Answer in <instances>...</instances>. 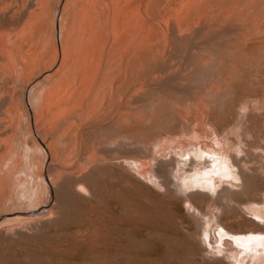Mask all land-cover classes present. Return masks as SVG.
Wrapping results in <instances>:
<instances>
[{"label": "rangeland", "instance_id": "obj_1", "mask_svg": "<svg viewBox=\"0 0 264 264\" xmlns=\"http://www.w3.org/2000/svg\"><path fill=\"white\" fill-rule=\"evenodd\" d=\"M14 1L18 2V7L20 6V8L17 7L18 10L15 8L17 13L20 14V17H18V15H16L17 18L15 17V14H17L16 12L14 14L10 13L8 15L7 13H4V15H7L5 22L7 21L8 17L11 18L9 19L10 21L8 20L9 22L7 21L9 24L5 23V28H2L5 25H0V31H3L8 35L7 37L10 42H15L16 40H18L16 41L17 43L21 42L22 40V42H28L27 34H25L27 31L22 29V24L17 23H19L18 21L22 23L24 16L27 15V13L24 15V13L21 12L25 11L24 9H28L26 5H29L28 3L30 0H28L29 2L26 0V2L23 3L22 1L25 0H19L21 1L20 4L19 1L13 0V3ZM47 1V11L50 14L51 23L54 22V35L50 43L51 46L54 45V47H56V57L58 56L56 61L50 66V69L49 67V70L47 68H41L40 71L33 73L29 79L26 80H21L20 74L22 73L17 72V79L15 83L13 81V83H11V80H8L10 76L9 78L7 77L9 75V70L7 68L5 69V65L1 64L3 61L0 60V64L3 66V70L1 69L2 66H0V81H2L3 78H6L5 83H8L5 85L3 83L4 80L2 83H0L2 85H0V152L3 155L5 154V152L3 153V143L8 144L14 149V151H20L21 147L17 142L21 135L15 131L17 128H20L21 132L23 131L22 135H24V132L27 131L29 134V143H31V141L41 140L42 144H44L42 147L45 149V156L43 158H38L36 161L43 168L44 172L49 171V174L47 173L48 176L45 172V178L47 180V184L50 187H48L50 191L49 195H43V197H41L40 203L42 204L34 208H13V206H6V203H3V200V202H0V264H226L225 260H218L217 258L215 259L213 254L205 252L202 246L197 243L199 241L197 236L201 232V229H198V227L202 228L203 220L206 218L203 215L208 212L206 214L210 215L211 218L214 219V216H216L218 219L225 222V224H228V226L232 227L233 230L238 231V229H240L239 231H242L247 228L248 223L245 221V218L250 216L240 210L235 200L225 198L219 201L218 204L212 202L209 203V205H204L201 197H198V195H194V197H192L193 195L188 196L187 198V194L179 193L175 187V177H169V180H173V182L164 177L166 178L165 180L169 181L167 184L168 186L166 187L165 185L164 187L153 185V187L151 182L149 183L147 181L149 183L148 184L146 181L138 179L135 171H133L134 173H131L132 169L129 170V175L127 173L128 169L126 172L125 169L123 168V170L121 167L124 164V158H129V160H137L138 165H140L139 163L144 164L145 162L144 165H149V167L151 166V170L155 168V163L159 162L162 157L164 159L162 161L169 160L170 157H173L175 152H177L175 145V147H173V151H171V149H165L163 152L161 151L162 153H157L155 151L156 153L153 155V157H150L148 156L149 154L144 147L145 141L151 139H153L152 141H155V135L158 137L159 134H166V131L167 133L168 131L169 133L174 132V136L179 135L182 127H184L182 124L185 123L187 124L185 125V127H187L186 130L188 131V134H190L193 130V127L199 125L202 122L201 118L198 116V110H200L202 107L207 108L209 115L208 118L210 120L209 122L220 132H233V135L231 136L233 142L236 140L235 142H238L237 145L239 144L237 148L240 147L242 149L240 157L243 155V157L249 162H253V165L256 161H259L256 162L257 165H261L262 162L264 164V55H261V53L255 50H250L248 53V59L246 61H244L243 58H240L237 63V69L234 71V73H232L230 80L225 81L221 79L220 75H218V72L221 71L222 68H217L222 67L221 65L223 63H227L225 62L227 61V53L225 52V47L228 46L227 41H234L231 37V34H227L226 31H223L222 33H225V35L222 33V35L219 34L218 37L220 38H216L217 41H215L217 43H215V45H218V43H223L224 41L226 44L224 42L223 44L218 45V47H215L214 51L212 52L215 60L213 59V61L210 62L205 61L204 63H198L194 66L195 69H193L191 73L193 74L194 72L195 77L194 74L191 75L189 73L190 81L188 79L186 88L184 90L185 96H189L191 93L195 94L196 91L203 93L204 90H208V87L213 83V79L215 78L217 83H219L218 85H220L218 90L219 93L215 94L209 102L203 103V105L201 104L202 107H200L201 105L199 104L197 106H191L190 102V116H187L189 118H187L189 124L186 118H180L173 112V104H160L158 108L160 111L159 114L162 116L160 115L150 123H139L136 125L137 127L135 126L133 128L134 131L132 135L133 137L135 136L134 140L136 139L138 143H144V145L141 143L143 146H141L140 143L137 144L136 142L135 143L139 147L135 143L132 144L131 142V145H127L125 143H123L124 145H118L120 144L119 139L121 138L117 133H119V131H121L123 128H121L122 125L120 122H109L111 116L108 114L109 103L107 98H105L104 105V103L98 100L92 93L91 99L87 100L89 102L85 100V104H82L83 106L81 105L82 107H78V105L75 103L73 104V99H70L71 104H69V106L67 105L65 110H60L59 107L61 108V106L58 107L55 105L60 103L59 101L63 98L60 94L61 91L59 88H57L59 93L54 89L56 93H54V95L52 94V99L50 98L51 91L53 90H51L49 93H46L47 97H45L46 94L44 95V93L46 92V89L48 91L53 86V84H55V80L50 79V77L53 73H55L60 65L59 61H61V57H59L58 49L64 50V40L68 34L71 35L72 41H74V39L76 40L75 46L71 45V48L69 49V58L71 59L68 60L71 62L75 59L77 61L78 58V60H83V57L84 59L87 57L86 59L90 60L91 56L93 55L96 56V59L99 57L102 63L100 64L98 79L99 81L102 80V78L105 76V59L108 56V52H105L107 51L108 47L106 49L104 48V52L98 49L99 53L95 52V54H92V52L88 51L83 44H80L79 33L81 31V34L83 35L86 30V32L88 31L87 34H91L90 31L96 26V21H98L96 23L97 25L101 23V26H103L102 28L105 30L107 28L108 31H111L115 20L114 11H116V7L117 9L120 8V6L122 7L124 0H119L116 5V0H112L113 4L110 3L111 0H97L100 4L98 7L102 13L99 19L98 16L95 15L97 9L92 3L94 0H53L54 3L51 0ZM179 1L180 0H170V2L169 0L155 1V18L157 26H161L158 24L164 23L161 21V18H163V21L164 19L166 20L167 17L170 19V17L166 16L164 12H169L168 15L173 14L172 12L174 11L172 10L175 9L177 2ZM227 2L228 1L226 0H220L218 1V4L220 7H222L223 4H226ZM23 4L24 8L22 7ZM111 4L114 6H111ZM173 5L175 6L170 9ZM253 5H264V0H255ZM105 6L107 7L105 8ZM84 7L85 10L83 11ZM21 8L23 10H20ZM168 8L170 11L167 10ZM71 9H73V11ZM28 10L26 12H28ZM87 11H89V14ZM112 13L114 15H112ZM21 14H23V17ZM87 14V19H85ZM164 14L166 18L162 17ZM252 15L255 16L256 14ZM18 18L23 20H19ZM79 19L81 21H79ZM13 20H16V22ZM118 20H121V18H118ZM57 21L58 25L61 24V29L64 33L63 39L61 37L59 40L56 39V37L58 38V32H56ZM74 22L76 23V26ZM88 23L90 24V28L88 27ZM2 24H4V22ZM15 24L17 25L16 27H14ZM13 27L14 32L12 31ZM78 27H81L82 29L80 28V30ZM87 28H89L90 31ZM252 29H254L253 25L250 27V31L253 32ZM65 30L67 31V34ZM93 30L95 32L97 28H94ZM16 31L21 36L20 37L18 35V37H16L17 39L15 38V36H17ZM22 33L25 35H22ZM252 34L259 37L261 36V34H256L254 32ZM195 39L190 42V45L193 46L191 48L194 49V51L198 52H194L193 50L192 52H189V56L186 55L185 57L187 61L191 57L201 56L200 54L207 55L212 50V46L205 41L207 37L197 38L198 40ZM106 40H108L107 37ZM260 40H264V38H260ZM259 41L257 40L256 42ZM198 42H200V44H205L200 45ZM109 44L112 45V41H110ZM177 45H179V47ZM177 45L174 49V53L181 54L183 52V48L181 47L184 46L181 43H178ZM197 45L201 46L199 47L202 48V52H200L201 49ZM83 48H85V52H82L84 50ZM74 51H76V53ZM114 52L115 50L112 49V51H109V55H113ZM57 59H59V61H57ZM220 60L222 62L217 64V62ZM212 64L214 67H212ZM210 65L212 66L208 67ZM223 66H225V64ZM19 67L20 65L18 66V70L20 69ZM4 71L6 72L4 73ZM214 72H216V74ZM2 76L6 77L2 78ZM18 79L20 81H18ZM202 87L203 90H201ZM191 89L196 90L194 92ZM189 90L193 92L188 93L190 92ZM55 94L58 97L55 98ZM179 96L181 95L178 94L176 98L178 99ZM48 98L51 101H54L53 103L56 102L53 104L49 101L52 106L58 109H56L57 112L55 109H46L52 107H46V105L48 106L49 104ZM58 98L59 101L57 103V100L55 99ZM181 98H179L180 101ZM92 103L95 104V106ZM11 104H13L12 106L17 105L14 107V109L18 108L17 110L21 113L19 117H16V119L18 118L16 121L12 113H9ZM91 104L94 106L93 110L90 112V116L88 114L86 118L84 116L86 112L85 110ZM70 106L72 107L69 108ZM104 106L105 115L103 108ZM67 109L71 110H68V112ZM46 112H49L48 118L50 119L45 118ZM43 114L46 121H50V126L53 125L51 127L53 130L50 132L45 131L44 133L37 134L35 131H31V126H33V124L37 121L38 117L39 119L41 118V115L42 120H40L43 121ZM21 116H23V120ZM53 116L55 118L57 117V120ZM107 116H109V118ZM51 117H53L55 120L52 118V121ZM12 118L13 121L16 122L17 126H12ZM19 118H21V120ZM104 119L107 122L104 121ZM166 122L168 124H165ZM148 124L149 126L151 125L150 128ZM153 124L159 127L156 128ZM142 125H147L148 127H146L148 129H151L152 126H154L156 129L153 127L155 130L153 129L147 131V128L145 127V130ZM164 125L166 126L165 128ZM143 131L147 132L144 133ZM142 132L144 134V139L143 136H139L142 135ZM115 140L116 142L114 144ZM244 149H246L245 152ZM143 151L145 153H143ZM164 152L167 153L165 154ZM244 153H247L248 155ZM164 154L165 156H162ZM94 155L99 159L95 158ZM4 156L6 157V155ZM101 156L102 159H105V161H100ZM122 156L125 157L123 158ZM115 157L116 159H114ZM109 158L111 160L109 161L112 163V165H109L110 162L107 161ZM118 159H121L123 162L121 167L118 163ZM114 162L116 164H113ZM251 162L250 164H252ZM184 170V168L183 170L180 169V173L178 174H182ZM78 177H80V179ZM164 178L162 179L164 180ZM258 180L260 182H258ZM258 180H252V182H254L253 185H250L252 182L249 184V181L246 184L250 185H248V187H245V185L237 186L236 189L241 196L237 195L236 199L240 202H245L258 197L259 194L255 193L257 186V189H261L264 192V180L263 185L261 184V179L258 178ZM260 184L262 186H260ZM5 187L7 189L6 184L4 185V188ZM249 187H251L250 189L253 187L254 190L249 189L250 192H248L249 190L245 191V188L248 189ZM261 187H263V189ZM252 195L254 197H252ZM45 200H47L46 204H43ZM193 202L195 203L193 204ZM147 204H149V206ZM195 204H197L199 209L195 207ZM240 215L241 217L243 216V218H240ZM237 216L239 217L238 219ZM133 220L135 221L133 222ZM215 230L216 228L212 226L210 230L212 236ZM191 232H193V234ZM226 245L228 246L230 244ZM207 248L211 250L210 247ZM218 256H220V254H218Z\"/></svg>", "mask_w": 264, "mask_h": 264}, {"label": "bare ground", "instance_id": "obj_2", "mask_svg": "<svg viewBox=\"0 0 264 264\" xmlns=\"http://www.w3.org/2000/svg\"><path fill=\"white\" fill-rule=\"evenodd\" d=\"M118 1L119 0L115 1V5ZM155 1L156 0H124V4L122 5V7L120 6V8L118 9L116 7V11H114L115 20L114 23L112 22L113 26L111 28V31H108L107 28L106 30L102 28L103 26H101V23L97 25L96 23L98 21H96L95 23L96 26L93 25L95 26L94 28H97L95 32L93 30L94 28L92 27L90 31L89 29L90 24L88 23L89 28L87 29L91 32V34H87L88 31L86 32L84 28L85 33L82 35L81 34L82 32L80 31L82 29L81 28L82 26L80 27L81 29L78 27L80 29L79 30L80 44L81 45L83 44L88 51L92 52V54H95V52L99 53L98 49L104 52V48L106 49L108 47L107 51L105 52V53L108 52V56L105 59V76L100 81L98 79V72L100 70V64L102 63V61L100 60L99 57L96 59L95 58L96 56L93 55L91 56L90 60L86 59L87 57L85 59L83 57V60L81 59L78 60L79 59L78 58L77 61L75 59L72 62L68 60L71 59L69 58V49L71 48V45L75 46L76 44V40L74 39V41H72L71 35L68 34L64 40L65 41L64 46L62 45L64 47V50L58 49V54L59 57H61V61H59V59H57V61H59L60 65L58 69L55 71V73H53L52 76L50 77V79L55 80V84H53V86L48 91L47 89L46 92L44 90L45 92L44 95L46 93H49L51 90H53L51 91V98L49 97L50 99H52L53 98L52 94L54 95V93H56L54 89L58 91L57 88H59V90L61 91L60 94L64 99L62 98V100L60 101H59L60 97L58 99H55L57 100V103L58 101L60 102L58 103L59 105L55 104L56 102L53 103L54 101H51L49 98H48L49 99L48 102L50 101L58 107L61 106V108L59 107L60 110L63 109L65 110L66 109L65 107L71 104L70 99H73L72 100L73 104L75 103L78 105V107H82L85 104V100L87 101L91 99L92 93L98 100L103 102L104 105H105V98H107L109 103L108 114L109 116H111L109 122L110 123L113 121H116L117 123L120 122L122 125L121 128H123L121 131H119V133H117L121 138L119 139L120 144L118 145H121L123 143L127 145L128 144L131 145L130 142L132 144H134L135 142L137 144L139 143L141 144L142 142L138 143L136 139L134 140L135 136L133 137L132 135L134 131L133 128L139 123L140 124L150 123L154 121V119L159 117L161 115L159 114L160 111L158 108L160 104L162 103H169L170 105L173 104L174 106L173 107L174 109H172L173 112L176 115H178L180 118L184 117L187 120L188 118L187 116L189 115V107H191L192 105L197 106L198 104L203 105V103L209 102L215 94L219 93L218 90L220 85H218L219 83H217L215 78L213 79V83L211 82L212 84H210V86L208 87V90L207 89L204 90L203 93L196 91L195 94H192L191 92L193 91L195 92L196 89L194 90L191 89L193 91L189 90L190 92H188L191 93V95L185 96L184 90L186 88L188 79L190 81L189 73L191 75L194 74V72L193 74L191 72L193 71V69H195L194 68L195 65H197L198 63H204L205 61L210 62L213 61V59L215 60L212 52L214 51L216 46L218 47V45L223 44L225 42L224 41L223 43L220 44L218 43V45H215V43H217L216 38H220L218 37V35L219 34L222 35L223 31H226L227 34H231V37L233 38L234 41L233 42L232 40L227 41L228 46L225 47V52L227 53L226 56L227 61L224 60L227 63H223L221 65L222 67L217 68V69L222 68L221 71L218 72V75H220L221 79L225 81H229L232 73H234V71L237 69V63L240 60V58H243L244 61H246L248 59L249 56L248 53L250 50H255L261 53V55H264V40H260V38L262 39L264 38V5L254 6L253 4L255 0H226L228 2L226 4H223L222 7H220L218 4V1L220 0H180L179 2H177V5L175 4L177 8L175 7V9L172 10L174 12L171 11L173 13L170 14L172 17L168 15L169 12L168 13H166L167 11L164 12L166 16L170 17V19L168 17L167 19L164 14L162 17H165L166 20L164 19L163 21V18H161L162 19L161 21L164 22L163 24H158L161 26H157L156 23ZM20 2L21 1H19V4ZM23 2H26V0L22 1V3ZM47 3H48L47 0H30V2L28 3L29 5H26V7L29 9V10L27 9L28 12H26L27 11L26 9H24L25 11L21 12L20 10H23L22 8L19 10L21 13H24V15L27 13V15L24 16L23 18L24 20L20 18L21 20H23V22L21 23L20 21L17 20L19 22L17 24H22L21 26L22 29L27 31V33L25 34H27L28 42H26L25 40H24L25 42H22L23 40L19 43L16 42L18 41L16 40L17 39L16 37H18V35L20 36L19 30H18L19 33L16 31L17 36H15L16 38L15 39L16 41L14 40L15 42H10L7 37L8 35L5 32L0 31V60L4 62V63L2 62L1 64L5 65V69L7 68L9 70V75L7 77L9 78L10 76L8 80H11V83L13 82L15 83L17 79L16 78L17 72L22 73L20 74L21 80L29 79V77L33 73L40 71L41 68L48 69L49 67L50 69V66L56 61V58L58 57V56L56 57V53H57V50L55 52L56 47H54V45L51 46L50 43L54 35L53 34L54 22L51 23L50 14L47 11L48 9ZM92 3L95 5L97 9L95 15H97L99 19V17L102 14L100 8L98 7L100 4L97 0H94ZM110 3L113 4L112 0L110 1ZM24 4L22 6L23 8H24ZM112 4L111 6H114ZM175 5H173L172 7L170 6L171 7L170 9H172ZM17 7H18V2L14 1L13 3V0H0V25L2 26L5 25L2 28L6 27L5 23H7V21L11 18L8 17L7 21L5 22L7 15L10 13L12 14H14L15 12L17 13L18 10ZM106 7L107 6H105V8ZM18 8H20V6ZM71 10L73 11V9ZM84 10L85 7L83 11ZM167 10H169V8ZM87 12L89 14V11ZM4 13H7V15H4ZM88 14L86 15L85 19H87ZM252 14H256V15L253 16ZM16 15L20 17L19 16L20 14L18 13L15 14V17ZM112 15L114 14L112 13ZM21 16L23 17V14H21ZM118 18H121V20H118ZM111 19L113 20L112 17ZM79 21L81 20L79 19ZM3 22L4 24H2ZM14 22H16V20ZM252 25L254 26V29H252L253 32L256 34H261L262 37L252 34L253 32L250 31V27ZM16 26L17 25L15 24L14 27ZM14 27L12 30L13 32H14ZM56 32H58V38L56 37V39L59 40V38L61 37L63 39L64 33L61 29V24L58 25V21H57ZM65 32L67 34L66 30ZM23 33L22 35H25ZM223 35H225V33ZM106 37L108 40H106ZM206 37L207 39L205 41L212 46L211 52L208 53L207 55L200 54L201 56L191 57L187 61V59L185 58L186 55L189 56V52H192V50L194 51V49L191 48L193 46L190 45V42L195 38H196L195 40H198L197 38H206ZM255 40L256 41L260 40V41L256 42ZM110 41H112L113 43L112 45L109 44ZM178 43H181L184 46L181 47L183 48V52L181 54L174 53V49ZM198 43L200 44V42ZM177 46L179 47V45ZM85 48H83L84 50L82 52H85ZM112 49H114L115 52L113 55H109V51H112ZM200 49H201L200 52H202V48ZM76 51L74 52L76 53ZM194 52H198V51H194ZM221 62L222 61L220 60L219 62H217V64H220ZM1 64L0 66H2ZM224 64L225 66H223ZM19 65H20L19 67L20 69L18 70ZM212 65L208 67H211ZM212 67H214V65ZM2 68L3 66L1 67V69ZM5 72L6 71H4V73ZM214 73L216 74V72ZM3 77L6 76H2V78ZM3 80L0 81V83L3 82L5 85L8 84L7 82L5 83L6 78H3ZM18 81L20 80L18 79ZM188 83H192V82H188ZM201 90H203V87ZM178 94H180L181 96H179L177 99L176 96ZM45 97H47V94ZM54 97L56 98L58 96H56L55 94ZM179 98H181V101H183L184 103L181 102ZM50 102L49 104H51ZM190 102H191V106H190ZM13 104L10 105L11 108L9 109L10 111L9 113H12L16 121L18 119V118L16 119V117L17 116L19 117L21 113L17 110L18 108L14 109V107H16L17 105L12 106ZM49 104L48 106L46 105V107L52 106V104L51 105ZM92 104L89 105L88 108H86L85 110L86 112L83 111L85 112L84 116L86 118L88 114L90 116V112H92L93 107L95 106V104H93L94 106ZM202 105L200 107H202ZM71 107L72 106H70L69 108ZM103 108L105 115V106ZM46 109L47 110L55 109L56 111L57 108L52 106L51 108H46ZM68 110L70 111L71 109H67V111ZM198 111H199L198 116L201 118L202 122L199 125L193 127V130L190 134H188V131L186 130L187 127H185V125L187 124L185 123L182 124V126L184 127H182V130L180 131L179 135L174 136L175 134L174 132L169 133L168 131L167 133V131L166 132L163 131L166 134H162V135L159 134L158 137H156L155 135L154 137L155 141H152L153 139H151V140H146L147 142L145 141V145L144 143H142L149 154L148 156L150 157H153V155L156 152L162 153L165 149L168 150L171 149V151H173L174 150L173 147L176 146L177 152L174 151L175 152L174 156L170 157L169 160L162 161L164 160L162 157L159 162L155 163L154 165L155 168L153 170H151L152 169L151 166L149 167V165H144L145 162L144 164L139 163L140 165H138L137 160H132V159L129 160V158L128 159L124 158L125 156L124 157L122 156L124 158L123 160L124 164L121 161V159L118 160L121 161L122 163L119 161L118 163L120 167L123 164L121 168L122 169L124 168L125 171L128 169V172L126 171L128 174H129V170L132 169L131 173H134L133 171H135V174L137 175L138 179H142L146 182L148 181L149 183L151 182L152 186L157 185L160 187H164L165 185L166 187L168 186L167 184L169 181L173 182V180H169V177L170 178L175 177L176 178L175 187L179 193L187 194L186 196L187 198L188 196L193 195L192 197H194V195L196 196L198 195V197H201L204 205H209V203L212 202L218 204L219 201L225 198H230L235 200L240 210H242L245 214L247 213L250 216L248 218H245V221H247L248 223L247 228L244 227L245 229L242 231H239L240 229H238V231L233 230L232 227L228 226V224H225V222L221 221L216 216H214L213 219L211 218L210 215L206 214L208 212L205 213L204 211L205 214L203 216H205L206 218L205 220H203L202 228L198 227V229H201V232L197 236L199 238V241L197 240L198 242L197 241L196 242L202 246L205 252H209L213 254L215 259L217 258L218 260L219 259L225 260L226 264H264V192L261 189H257L258 186L256 184L258 183H256L255 185L257 186V188L255 193H258L259 196L257 194L255 195H257L258 197L254 199L250 198L251 200L245 202H240L236 199L237 195L241 196L236 189L237 186L245 185V187H248V185L252 182V180L253 181L254 179L258 180V178L261 179L262 181L261 184L263 185L264 164L262 162L261 165L263 166L257 165L256 162L259 161L255 162L253 160L255 162L254 165L256 164L254 166L253 162L250 161L252 163L250 164V162L246 158H244L243 155L240 157L242 149L240 147L237 148L239 144L237 145L238 142L236 143L235 142L236 140L233 142V139L231 137L233 135V132L231 131L220 132L214 125H212L209 122L210 120L208 118L209 115L207 108L202 107ZM48 114L49 112L48 113L46 112L45 114L46 119L49 117ZM109 116L107 117L109 118ZM39 117L37 121L33 124V126H31V131H35L37 134H39V133H44L45 131L50 132L51 130H53L51 128L53 125L50 126L49 124L50 121H46V119L44 118V114H43V118L45 121L44 120L41 121L42 115L40 118L41 120L39 119ZM53 117H51V120ZM13 118L11 121L12 126H17L16 122L13 121ZM21 118L23 120V116H21ZM21 118L19 119L21 120ZM105 119L104 121H106ZM165 124L168 123L166 122ZM153 125L156 128L159 127V126L157 127L155 124ZM146 126L147 125L143 127L145 128ZM154 126H152L151 129H148L146 127L147 131L153 130L155 128ZM150 127L151 125L149 126V128ZM165 127L166 126L164 125V128ZM15 131L17 133H20L21 135L17 142L21 147L20 151L19 152L14 151V149L11 148L8 144L3 143V153L5 152L4 155H6V157L0 152L1 153L0 154V202L3 200L4 202L3 201L2 202L6 203V206H13V208H19V207L34 208L42 204L40 203L41 197H43V195L46 196L49 195V191H50L48 189L49 185L47 184V180L45 178L46 174L49 171H45L46 172L45 174L43 168L36 161L38 158H43L45 156L44 155L45 149L44 147H42V145L44 144H42L41 140L40 141L35 140L29 143L30 140L28 139L29 134L27 133V131L24 132V135H22L23 131L21 132L20 128L15 129ZM143 132L142 135H139L140 133L138 135L143 136L144 135ZM115 142L116 140L114 141V144ZM142 144L141 146H143ZM245 150L246 149H244V152ZM143 153L145 152L143 151ZM165 154L162 156H165ZM122 157H117V158H122ZM95 158L97 157L95 156ZM114 159H116V157ZM109 160L110 158L107 161ZM100 161H105V159H102L101 156ZM110 163L109 165H112V163L111 164ZM113 164L116 163L114 162ZM183 168L185 170L182 172V174H178L180 173L179 170L180 169L183 170ZM164 177L168 178L169 181L165 180L166 178ZM78 178L80 179V177ZM162 178H164V180ZM248 182L249 184L246 185ZM258 182L260 181L258 180ZM253 183L254 182H252V184L250 185H253ZM5 184L7 185V189L6 187L4 188ZM261 184L260 186H262ZM253 187L252 189H250L251 187H249L248 189L245 188V191H248L249 189L254 190ZM263 187L261 188L263 189ZM250 190L248 192H250ZM252 197L254 196L252 195ZM46 201L47 200H45L43 204H46ZM194 203L195 202H193V204ZM197 204H195V207L199 209L197 207ZM147 205L149 206V204ZM238 218L239 217L237 216V219ZM240 218H243V216L241 217L240 215ZM134 221L135 220H133V222ZM212 226L216 228L215 232L213 233V236L211 235L210 232ZM191 233L193 234V232ZM226 244H230V245L227 246ZM207 247H210L211 250H209V248ZM218 254H220V256H218Z\"/></svg>", "mask_w": 264, "mask_h": 264}]
</instances>
